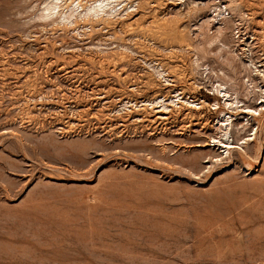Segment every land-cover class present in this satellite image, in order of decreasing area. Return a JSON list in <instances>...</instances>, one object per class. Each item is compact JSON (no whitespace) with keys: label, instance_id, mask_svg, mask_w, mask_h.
I'll use <instances>...</instances> for the list:
<instances>
[{"label":"rangeland","instance_id":"rangeland-1","mask_svg":"<svg viewBox=\"0 0 264 264\" xmlns=\"http://www.w3.org/2000/svg\"><path fill=\"white\" fill-rule=\"evenodd\" d=\"M47 1L0 0V264H264V0H134L80 30Z\"/></svg>","mask_w":264,"mask_h":264},{"label":"bare ground","instance_id":"bare-ground-1","mask_svg":"<svg viewBox=\"0 0 264 264\" xmlns=\"http://www.w3.org/2000/svg\"><path fill=\"white\" fill-rule=\"evenodd\" d=\"M50 1V0H49ZM47 1L46 2V6H45V9H44V17H45V19H48V18H53L54 16H56L55 18V21L56 20H58V19H60L61 20V22H69V24H70V26H72L73 27V29H79V24H78V22L79 21H83L85 24H89L90 25V23H92V22H102V21H105L106 19H108V20H114L115 18H116V16H117V14L119 13L118 12V7L120 6L121 7V5L123 6V4L124 3H127V5L128 4H130L129 6L130 7H132V3L134 2V0H52V1ZM84 1H86V2H84ZM233 1V0H232ZM92 2V4H88V3H91ZM136 2V1H135ZM217 2V1H216ZM219 3V2H218ZM232 3H230V5H231ZM126 5V4H125ZM135 5V4H134ZM138 5H139V3H138ZM215 5V4H214ZM218 5V4H217ZM129 6H128V8H129ZM236 6V5H235ZM126 7V6H125ZM213 7V6H212ZM237 7V6H236ZM239 7H240V5H239ZM108 9V10H107ZM123 9V11H127L128 9L127 8H122ZM130 9V8H129ZM132 9H133V7H132ZM212 10V12H211V15L212 14H214L213 15V17H214V19L215 20H213V18L211 19H209V20H207L205 23H206V27H205V25H204V27H205V29H207V28H209V26H210V23L211 22H214V21H216L217 19H218V22L216 23L217 24V27H216V34H219V38H220V35H224L225 33H224V31H223V27L221 26L222 25V23H224L227 19H228V15L226 16L225 15V11L222 9V6H214L213 8H211ZM122 11V10H121ZM43 12V11H42ZM123 13V12H122ZM125 13V12H124ZM123 13V14H124ZM43 14V13H42ZM104 15H106V16H104ZM42 16V15H41ZM42 16V17H43ZM43 17V18H44ZM54 19V18H53ZM73 19V20H72ZM49 20V19H48ZM107 20V21H108ZM53 22V21H52ZM51 22V23H52ZM56 22H58V21H56ZM55 22V23H56ZM227 22V21H226ZM68 24V23H67ZM55 25V24H54ZM60 25V24H59ZM65 25V24H64ZM63 25V26H64ZM62 26V27H63ZM64 27H68V25H65ZM63 27V28H64ZM90 27V26H89ZM59 28V27H58ZM69 28V27H68ZM80 30V29H79ZM78 30V31H79ZM211 30V29H210ZM76 32V31H75ZM208 32V31H207ZM73 33V32H72ZM209 33V32H208ZM211 33V32H210ZM212 33H214V32H212ZM75 35V34H74ZM78 35V34H77ZM209 36V35H208ZM217 37L218 36H214V37H212V35L211 36H209V38H210V42L211 41H214V39H215V41H216V39H217ZM219 38L217 39V40H219ZM214 41V42H215ZM224 46V45H223ZM225 48V47H224ZM122 53V52H121ZM120 54V53H119ZM116 55V54H115ZM114 55V56H115ZM123 55H124V53H123ZM122 54H121V56H123ZM111 56V55H110ZM113 55L111 56V57H109L110 59H113L112 57H114ZM117 56V55H116ZM116 56H115V58H116ZM120 56V55H119ZM118 56V57H119ZM120 56V57H121ZM126 56V55H125ZM124 56V57H125ZM119 57V58H120ZM123 57V58H124ZM115 58L113 59V60H115ZM122 58V57H121ZM127 58V57H126ZM109 59V60H110ZM117 59V58H116ZM105 60H108V59H105ZM115 61H117V60H115ZM119 61V60H118ZM254 65V64H253ZM246 68H249V69H253L256 73H259V74H261V76H263L264 77V70H260V69H258V67H256V66H252V64L250 63V64H248L247 65V63H246ZM155 70H156V72H157V74H158V76H161V77H163L164 79H165V81L169 84V80L165 77V75H164V72L163 71H161L160 69H159V67L158 68H155ZM160 77V78H161ZM171 83V82H170ZM172 84V83H171ZM251 84H253L252 83V81H251V83H250V85ZM253 87H254V85H252ZM247 89V88H246ZM250 90H252L251 88H250ZM249 89H247L246 91H247V95H251L250 93H252L253 94V91H250ZM255 90V89H254ZM181 91V90H180ZM215 91H216V95H217V99H218V96H220L221 97V99L223 98L224 99V104H225V106L227 107V108H229V109H227V108H225V109H227V110H230V109H232V110H235L236 108H233V107H236V106H234V105H236V104H239L240 103V101L238 100V99H235V100H233L232 99V93H230V88H228V87H226V85L225 84H219L216 88H215ZM261 91H264V90H261ZM179 92V91H178ZM232 92V91H231ZM256 92H257V90H256ZM259 92V91H258ZM257 92V93H258ZM177 93V92H176ZM262 93V92H261ZM260 93V94H261ZM234 95H235V93H233ZM178 95V94H177ZM180 95H182V93L180 94ZM219 97V98H220ZM234 97V96H233ZM159 98V97H158ZM166 98V97H165ZM262 98V100L260 101V105L262 106V104L264 103V96H262L261 97ZM168 99H170V97L168 98ZM183 99V98H182ZM158 100V99H157ZM163 100L165 101V102H167L168 100H166V99H164L163 98ZM171 100V103L172 104H176V105H179L180 103H179V101L181 102V98H180V100L178 101L177 100V102H175V100L173 99V97L170 99ZM169 100V101H170ZM155 101V100H154ZM192 101V100H191ZM157 102V101H156ZM182 102H183V100H182ZM184 102H187V103H190L189 101H185L184 100ZM154 102H150V104L152 105ZM164 103V102H163ZM162 103V105L160 106L161 108H163L162 109V111H168L169 109H170V107H171V103L169 104V102H167V103H164L163 104ZM193 103H194V100H193ZM203 103H205L204 101H203ZM145 104V103H144ZM147 104V103H146ZM155 104V103H154ZM159 104V103H158ZM161 104V103H160ZM201 104V103H200ZM134 105V104H133ZM148 105V104H147ZM185 105V104H184ZM187 105V104H186ZM204 105V104H203ZM202 105V106H203ZM122 106H124V105H122ZM126 106V105H125ZM136 106H137V104H136ZM174 106V105H173ZM188 106V105H187ZM191 106H192V104H191ZM199 106V105H198ZM201 106V105H200ZM213 106L215 107L214 109L216 110H219L220 109V104H219V102H217L216 101V103L215 104H213ZM212 106V107H213ZM261 106H260V108H261ZM193 107V106H192ZM179 109L180 108H183V104H181V105H179V107H178ZM189 108H190V106H189ZM196 108V107H195ZM204 108V107H203ZM238 108V107H237ZM246 109H247V112H246V114H248V115H251V117H253L254 119H256V120H259V119H263L264 118V109L262 108V109H259L260 110V112L259 113H256L255 111H258V110H252L251 109V107L250 108H248V106L247 107H245ZM159 109V108H158ZM199 109V108H198ZM202 109V108H201ZM178 111V110H177ZM160 112V111H159ZM171 112H173V109L171 108ZM171 112H169V113H171ZM164 113V112H163ZM175 113V112H174ZM220 113H222L223 114V117L222 118H220V119H218L217 120V124L218 125H220V128L221 129H224L225 128V130H224V137H225V139H227L228 141L227 142H224L222 139H220V140H218V141H213L214 143H217V146H220V148H222V149H224V151L226 152V154L228 155V158L227 159H230V156H231V154H233L232 152L234 151L233 149L235 148V146H234V141L231 143L230 142V137H228V132H229V129H232L235 125L233 124V121H232V116L233 115H230V112H226V111H221ZM159 114V113H158ZM165 114H167L166 112H165ZM163 115V114H162ZM227 115H230L229 117H226ZM164 117V116H163ZM185 118V117H184ZM232 118V119H231ZM184 120V119H183ZM193 120V119H192ZM206 123V122H205ZM248 123V122H247ZM249 124V123H248ZM247 124V125H248ZM259 124V123H258ZM260 124H261V122H260ZM244 125V124H243ZM242 125V128H241V130L240 129H237V131L238 130H240V131H242V130H244V126ZM247 128V127H246ZM246 130V129H245ZM263 130H264V128H263ZM221 131V130H220ZM223 131V130H222ZM239 131V132H240ZM262 132V131H261ZM238 133V132H237ZM242 133V132H241ZM240 133V134H241ZM243 133H244V131H243ZM239 134V133H238ZM259 136V135H258ZM243 137V136H242ZM212 138V137H211ZM232 138V137H231ZM257 138V134H255V137H254V139H256ZM243 139V138H242ZM226 141V140H225ZM259 142V141H258ZM245 144H247L248 145V143L247 142H244ZM261 145H262V143H261ZM214 146V145H213ZM263 147V146H262ZM231 150H233V151H231ZM255 158V157H254ZM257 158V157H256ZM222 160V159H221Z\"/></svg>","mask_w":264,"mask_h":264}]
</instances>
